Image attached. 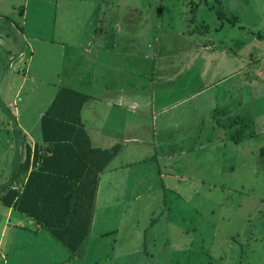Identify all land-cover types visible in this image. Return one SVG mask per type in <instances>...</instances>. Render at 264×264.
Returning a JSON list of instances; mask_svg holds the SVG:
<instances>
[{"label": "rangeland", "instance_id": "rangeland-1", "mask_svg": "<svg viewBox=\"0 0 264 264\" xmlns=\"http://www.w3.org/2000/svg\"><path fill=\"white\" fill-rule=\"evenodd\" d=\"M228 1L235 24L217 16L216 0H38L39 8L0 0V196L16 182L18 126L40 143V117L57 92L87 95L88 77L77 82L76 71L67 81L57 43L90 39L101 9L112 8L118 24L106 34L110 59L83 108L86 128L92 132L89 110L98 111V101L118 105L119 96L160 97L157 107L175 116L164 130L150 111L96 120L128 142L111 164L118 170L100 177L81 251L72 256L33 219L0 204V264H264V0ZM204 45L210 58L201 65ZM193 101L204 104L189 117Z\"/></svg>", "mask_w": 264, "mask_h": 264}, {"label": "trees", "instance_id": "trees-1", "mask_svg": "<svg viewBox=\"0 0 264 264\" xmlns=\"http://www.w3.org/2000/svg\"><path fill=\"white\" fill-rule=\"evenodd\" d=\"M216 2L217 16L235 24L238 18L228 15L222 0ZM88 100L72 89L57 92L40 117V143L26 144L24 159L13 172L17 188L11 185L0 196L1 205L33 219L72 256L90 234L100 177L120 149L92 147L81 120Z\"/></svg>", "mask_w": 264, "mask_h": 264}, {"label": "crops", "instance_id": "crops-1", "mask_svg": "<svg viewBox=\"0 0 264 264\" xmlns=\"http://www.w3.org/2000/svg\"><path fill=\"white\" fill-rule=\"evenodd\" d=\"M33 1H35V7H37V8H39L43 5L42 3L36 2L38 0H33ZM58 1L59 0H55V2H58ZM245 2L247 3V0ZM29 3L30 2H28V4ZM228 3H229V1H228ZM240 4L241 3L238 0H235L234 3H232L231 7H234V6L240 5ZM56 5H57L56 7H58V3H56ZM226 9H228V6H226ZM40 12H42V8H40ZM100 12L102 15L95 17V19L93 20V23L95 25V27H94L95 35L90 36V39L89 38L86 39L81 34L79 39L70 40V43H68L65 39H61L60 43H57L60 46V48L57 51L56 56H55V57H57L58 52L63 51V52H61V54H63V58L61 56H58V57H59L61 62H64V68H67L66 69V74L68 75V77L66 78L67 81H73V80H71V75L73 73H75L76 71L79 72V77L78 76L76 77L77 82H85L86 81L85 76L88 77V83L90 84L89 85L87 83L88 84L87 85L88 98L90 96L89 95L90 90H96L97 83L101 81V78H103L102 73L99 77L97 69L105 67L106 59L107 58H108V60L110 59V57H108L106 52L110 48L109 42L111 40V37L106 35V34L109 32L110 28H114L118 24V22L114 21L116 15L112 12V8H110L107 11V13L105 10L103 11L102 9ZM25 13H26L25 7H24L23 11H19V14L24 15V17H25ZM27 16L28 15L26 14V18H27ZM0 20H2L1 16H0ZM0 29L4 30L1 27H0ZM36 34H38V32ZM36 34L32 35L29 38L33 41L40 40L41 37L37 36ZM53 42L54 41H51V43H53ZM44 43H46V41ZM203 47L204 48L202 51V55L204 57L198 58V60L201 61V65L203 63H205V61L208 58H210V51H211L208 46L204 45ZM77 53H78L79 57H77ZM180 53H182V51H180ZM19 56H20V52H18L17 58ZM185 57L187 58V55H185ZM52 58H53V56L51 55L49 60H51ZM103 59H104L103 62H99V60H103ZM200 61H198V62H200ZM11 62H13V60ZM15 65L16 64H14L13 66H10V68L13 69L15 67ZM30 66H31V64L28 66L29 69H30ZM186 66H187L188 72H191V74L190 75L188 74V76L186 78L189 81L188 84L191 85L192 81H194V79H192V76H193V73L195 72V71H193L195 69V65H194V62L189 61ZM186 66L181 67L179 72L184 73ZM189 69H190V71H189ZM102 83H103V90L102 91H109L111 85L107 82L105 84L103 82V79H102ZM91 84H93V85H91ZM221 84H223V81H219L216 84H214L213 86H218ZM208 88L209 87L202 88L201 90H198L197 93H195L190 99L191 100L192 99H198L203 93H205V91L208 90ZM123 97H126V98H123ZM91 100H92V98L90 96L89 100L84 104L83 108H85V106H88L89 105L88 102H90ZM161 100L162 99L160 97H157L156 101H150L147 98L134 99V96H119L116 100L119 103L118 105L113 104L111 100L98 101L97 106H98L99 110L98 111H92V112L90 111L91 109L89 110V123L91 121H94L92 125H89V127L91 128V131H92L91 133H90L89 129L86 128V125L84 124V122L82 120V116H83V108H82L81 120H82L83 126L85 128V131H86V133L90 139L92 147L103 149V150L110 149L114 146L120 147L119 152L112 159V161L109 163L104 174L105 173L110 174V173L116 172L118 170V167H116V169H115V168H113L114 166L111 164L121 154V152L123 150L122 147H124V145L128 142V140H124L123 141L124 143H121L122 140L117 141L118 140V130L116 131L115 129H112V133H108L107 128L110 125V123H107L105 130H102V128H100L101 127L100 125H96V123H95L96 120H101L103 118L102 116H105V117L109 116V117H113V118L123 122L124 118L128 119L129 115L133 114L132 112H129V110L137 111V113H138V111L142 110L144 115L146 114L145 113L146 111L147 112L150 111L152 116H157V117H160L159 118L160 120H164L165 125L161 128V130H164V127H167L170 124V122H172L171 121L172 118L175 116L173 115V117H172L169 115V112H167V110L159 109L157 107V106H160ZM157 101H159L158 104H155ZM166 101H164V102H166ZM202 104H204V103H202V102L197 103V102L193 101L191 108H188L185 111V115L190 117L195 110L196 111L200 110V105H202ZM113 105L116 108H114ZM153 107H155V108L153 109ZM216 108H217V105H216ZM99 113H100V116L99 115L97 116V114H99ZM153 113L155 115H153ZM161 115H163V116H161ZM14 118H16V117H14ZM143 121H145V120H143ZM18 127H19V130H21L19 132L23 136L21 137L20 141H15V147H16V145L18 147L15 151L16 155H15V157H13V160L16 159V157H18L17 155H20V162H19V164H20L24 159V152H25L26 144L29 143V144H31V146H33L34 142H32L31 139L26 136L28 132H26L21 125H19ZM213 128L214 127H212V130H213ZM101 130H102V132H101ZM168 143H171V142L169 141ZM168 143H165V144L169 145ZM6 145L8 146L7 150L9 152V154L11 153V155H12V153H13L12 151H13V149H15L12 145V142L7 143ZM19 164L17 165V167L13 168L14 171L18 168ZM13 184L14 185H12V187L15 186L16 183H13ZM98 187H99V185H98ZM97 191H98V189H97ZM3 193H2V195H3ZM96 196H97V192H96ZM95 204H96V199H95ZM8 209H9V215H10L11 211H14V209H12V208H8ZM94 211H95V208H94ZM94 214H93V218H92V226H91L90 232H92V228H93ZM54 262H56V264H59V263H57L58 261H54Z\"/></svg>", "mask_w": 264, "mask_h": 264}, {"label": "built area", "instance_id": "built-area-1", "mask_svg": "<svg viewBox=\"0 0 264 264\" xmlns=\"http://www.w3.org/2000/svg\"><path fill=\"white\" fill-rule=\"evenodd\" d=\"M13 188H14V189H16V188H17V186H13Z\"/></svg>", "mask_w": 264, "mask_h": 264}]
</instances>
